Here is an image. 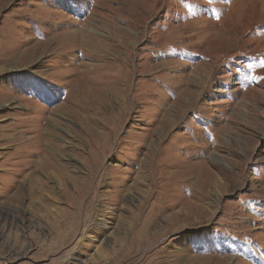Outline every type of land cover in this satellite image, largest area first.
<instances>
[{
  "label": "rangeland",
  "instance_id": "obj_1",
  "mask_svg": "<svg viewBox=\"0 0 264 264\" xmlns=\"http://www.w3.org/2000/svg\"><path fill=\"white\" fill-rule=\"evenodd\" d=\"M0 264H264V0H0Z\"/></svg>",
  "mask_w": 264,
  "mask_h": 264
}]
</instances>
